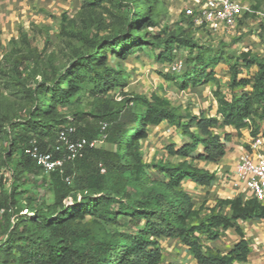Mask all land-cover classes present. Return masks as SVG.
<instances>
[{"label": "trees", "instance_id": "obj_1", "mask_svg": "<svg viewBox=\"0 0 264 264\" xmlns=\"http://www.w3.org/2000/svg\"><path fill=\"white\" fill-rule=\"evenodd\" d=\"M89 1L88 5L94 6L103 0ZM122 1H128L125 6L130 13L128 30L116 31L105 46L78 55L76 63L65 72L38 83L33 94L30 89L32 110L19 117L16 126L11 122L10 128L2 131L5 140H10L4 168L13 177L10 184L13 194L22 188L20 177L26 178L33 171L42 173L25 154L29 139L37 138L43 150L52 149L59 128L75 125L69 117L51 122L59 107L80 104L87 84L97 93L127 85L114 68L103 69L110 60L107 52L110 50L122 60L136 55L148 44L140 32L156 28L158 23L153 17L156 0H132L131 3L116 0L120 4ZM23 37L26 52L35 51L29 45L28 36L23 34ZM161 46L160 56L168 55L170 60L182 47L201 50L192 60V68L173 73L172 79L181 91L216 79L220 57L214 50L198 47L180 35L169 36ZM21 67L20 64L14 67L18 77L14 76L26 85L29 75ZM252 67L256 68L255 72L248 73ZM230 74L232 99L219 95L215 117H191L186 124L185 117L165 97L129 98L112 121L103 120L109 123L107 140L116 149L89 150L83 158L67 162L63 174L55 171L47 175L55 204L80 192L81 201L57 215L49 207L36 209L29 224L36 225L41 233L36 237L20 236L17 229L12 230L0 248L3 255L0 264H161L160 241L164 239L179 240L197 264H246L250 254L246 240H240L226 252L208 246L206 241L218 240L223 231L236 227L238 222L264 219V205L255 198L219 200L210 213L202 214L185 191L188 183L209 187L215 181V173L200 168L197 163L218 164L226 155V142L216 129L248 128L253 137L260 133V122L264 121V57L251 51L240 52L234 58ZM163 123L189 136L190 140L177 148L166 147L168 155L183 160L146 163L139 141L148 136L149 127ZM51 134L55 136L53 144L43 139ZM224 136L229 138L228 133ZM19 152V158L14 159ZM67 177H71V184L66 182ZM2 185L5 184L2 182ZM225 206L230 208V215L220 210ZM86 218L97 221L99 234L72 229L71 222ZM236 230L240 232L238 226Z\"/></svg>", "mask_w": 264, "mask_h": 264}, {"label": "rangeland", "instance_id": "obj_2", "mask_svg": "<svg viewBox=\"0 0 264 264\" xmlns=\"http://www.w3.org/2000/svg\"><path fill=\"white\" fill-rule=\"evenodd\" d=\"M7 1L8 4L4 5L2 3L4 0H0V39L4 42L0 45V52L4 49L8 51L10 46L8 39H13V47L0 60V137H2L0 139V248L7 236L11 235L12 230L17 229L20 236L36 237L41 233L36 225L29 224L39 207H49L53 215H57L82 199L80 192L61 204H55L50 185L51 179L38 171L29 172L26 178L20 177L23 179L22 188L18 193L13 194L10 187L13 177L9 178L8 174L6 178L2 176L6 171L5 160L10 147V140H5L2 131L10 128L11 122L16 126L18 118L26 116L32 110L31 98L38 83H42L45 78H53L54 75L65 72L76 63L78 55L105 46L106 40L116 31L128 30L130 18L129 9L125 7L128 1H122L123 3L120 4L116 0H103L99 5L94 6L88 5L89 0ZM129 2L131 3L132 0ZM248 3L256 11L264 9V0H248ZM13 4L15 6H12ZM155 6L153 17L158 26L140 32L145 43H148L141 52L129 56L126 60L116 57L110 50L107 52L110 60L105 63L103 69L114 68L120 73L119 77L127 81V85L97 93L92 92L90 90L92 87L87 84L82 91L84 95L80 104L59 107L58 114L51 118L52 123L69 117L80 134L93 138L100 134V123L103 120L112 121L115 113L123 109L129 98L133 96L149 98L152 95L169 100L177 113L185 117L183 120L185 124L191 117L211 116L207 109L212 108L218 96L231 93L230 67L234 63V58L242 49L249 47L253 28L261 30L258 17L255 14L246 15L243 23H240L246 26V31L241 30L240 34L239 30L236 36L228 39L221 34L211 33L185 22L183 5L178 0H156ZM13 9L18 12L17 20V16L10 17ZM23 34L28 36L29 45L35 51L26 52L27 49L22 45ZM178 35L193 41L198 47L214 50L220 57L218 63L221 70L219 73L221 78H218L220 81L212 80L207 90L188 88L181 91L178 88L175 80L172 79L170 66L175 61H181L185 65L184 71L189 70L194 66L192 60L201 52L199 48L182 47L173 53L172 60L168 55L160 56L163 51L162 41L169 36ZM18 64L22 66L20 69L25 68L24 72L29 75L26 85L21 84L22 80L15 79V76H18L13 69ZM193 130L196 131L195 128ZM147 132L148 136L139 141L146 163L156 164L160 161L178 163L183 160L168 155L166 151V147H177L190 140L182 130L163 123L157 127H149ZM43 139L53 144L55 136L46 135ZM175 141H178L177 145ZM102 147L116 149V145L111 144L107 138ZM20 154L17 153L14 159H18ZM197 164L201 165V163ZM2 182L5 185H2ZM71 227L80 233L99 234L101 231L93 218L73 221ZM0 257L3 255L1 254Z\"/></svg>", "mask_w": 264, "mask_h": 264}, {"label": "built area", "instance_id": "obj_3", "mask_svg": "<svg viewBox=\"0 0 264 264\" xmlns=\"http://www.w3.org/2000/svg\"><path fill=\"white\" fill-rule=\"evenodd\" d=\"M182 3V13L193 27L218 34H237L240 23L245 15L255 14L260 21L263 35L261 46L264 51V9L254 10L241 0H178ZM184 63L175 61L170 66L172 73L184 70ZM109 123H100V134L89 138L78 133L74 124H66L56 133L55 144L52 149L43 150L35 137L29 139L25 154L33 160L44 175L55 171L64 173L65 164L83 158L89 150L102 148L108 137ZM104 172V169L102 170ZM5 177L11 178L9 171L3 172ZM235 183L243 186L253 198L264 202V136L252 137L249 152L242 156L233 171ZM68 184L71 177L66 178Z\"/></svg>", "mask_w": 264, "mask_h": 264}, {"label": "crops", "instance_id": "obj_4", "mask_svg": "<svg viewBox=\"0 0 264 264\" xmlns=\"http://www.w3.org/2000/svg\"><path fill=\"white\" fill-rule=\"evenodd\" d=\"M241 1L249 5L248 0ZM2 3L6 5L8 4V1L4 0V2ZM12 6H15V4H13ZM5 12L7 13V11ZM14 16H17V20L18 12L15 9H13L10 13V17ZM241 30L242 32H245L246 26L240 25V34L242 33ZM248 30H250V28ZM253 31L254 32L251 36L252 40H250L249 47L246 49H242L240 52L251 51L252 54L264 57V54H262L264 51H262L261 47V41L263 38L262 32L261 30L258 31L256 27L253 28ZM221 35L225 38L228 37V39H230V37L236 36L235 34ZM8 42L10 45L8 51L4 49L3 52H0V60L13 47V39H8ZM1 43L4 42L0 39V45ZM219 66L220 65H218L216 68L217 72L215 75L217 81H220L218 78H221L219 76V73L221 72ZM255 70L256 68L252 67L250 69V72L249 70L247 72L253 73L255 72ZM202 88H205L206 90L209 89V83L197 87V89ZM224 96L228 100L232 99L231 93H229V95ZM217 107L218 103L217 101H214L212 108L207 109V111L211 114L212 117L216 116ZM260 126L261 130L258 135L264 136V121L260 122ZM216 133L221 135L223 141L226 142V155L218 164L201 162V165H198L200 168H204L210 171L211 173H215V181L209 187H200L195 183H188L185 187V191L190 194L191 198L195 203V207L197 209H201L202 214L210 213V209L216 207L217 202L219 200H233L236 198H242L243 200H247L253 198L252 195L243 186H241L239 183H235L236 179L234 178V176H232L238 160L249 152V144L253 137L251 130H249L248 128H242L240 130H237L233 127H226L216 129ZM224 133L229 134L228 139L224 136ZM174 143L177 145L178 141H175ZM178 146L179 145H177V147ZM261 203L264 205V202ZM220 210L222 211V213H226L227 215L231 214V210L229 207L225 206ZM237 226L239 227L240 232L236 230ZM236 227L229 228L228 230L223 231L221 237L218 240H208L206 241V244L214 249L226 252L231 249L237 242L244 239L248 242L250 248V254L246 264H264V219H255L248 220L245 222H238L236 224ZM160 245L162 247L163 255L161 264H197V261L189 255L187 248L179 240L164 239L160 241Z\"/></svg>", "mask_w": 264, "mask_h": 264}]
</instances>
